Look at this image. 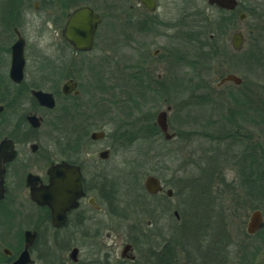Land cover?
Instances as JSON below:
<instances>
[{"label": "rangeland", "instance_id": "1", "mask_svg": "<svg viewBox=\"0 0 264 264\" xmlns=\"http://www.w3.org/2000/svg\"><path fill=\"white\" fill-rule=\"evenodd\" d=\"M59 2L0 0V18H12L11 10L16 15L19 6L24 7L26 71L31 84H43L48 74L55 76L60 85L73 74L89 89L88 96L83 97L90 116L88 133L102 129L106 135L85 146L109 149L108 159L99 163L109 176L119 174L115 184L129 208V218L122 222L121 232L127 236L128 223L141 224L135 241L139 255L136 264H154L152 249L160 252L169 243L170 264H202V255L206 264H212L210 255H204L206 249L216 250L218 259H225L226 264H236L241 251H249L251 246L258 250L254 262L264 264V228L255 236L245 234L247 216L257 202L252 207L247 203L252 197L244 193L250 184L241 179V160L250 161L247 148L257 143L260 152L256 150V155L264 153V15L247 10L244 20L238 19L237 28L246 41L237 56L231 54L230 31L216 40L222 54L209 52L202 44L186 42L180 26L183 0H157L154 11H148L137 0H71L61 8L56 7ZM193 3L201 5L200 0ZM71 4L91 5L102 21L92 49L76 56L63 55L60 67L54 53L69 50L58 35L66 13L75 7ZM246 52L253 56L246 58ZM71 56L76 61L72 71L68 67ZM229 72L240 76L242 83L218 85L219 78ZM165 85L168 91L162 90ZM49 87L47 83L45 88ZM135 88L145 89L138 92L143 97L139 103L135 98L130 101ZM161 110L167 111L168 132L174 133L169 139L156 122ZM232 122L239 127L230 129ZM207 168L213 172L211 181ZM149 173L172 188V197H150L145 192L143 179ZM258 182L261 189L264 172ZM263 190L258 196L260 203L264 201ZM138 196L141 198H135ZM137 200L151 210L140 209L134 203ZM228 200L241 203L237 213H226L233 210ZM260 205L264 208V204ZM193 206L197 210L192 212ZM175 209L179 219L173 214ZM241 209L246 213L242 214ZM111 219L115 222V218ZM147 220L151 222L149 226ZM65 240L69 243V238ZM65 246L55 248L51 243L43 255L53 263L64 257L68 261L69 247Z\"/></svg>", "mask_w": 264, "mask_h": 264}, {"label": "flooded vegetation", "instance_id": "2", "mask_svg": "<svg viewBox=\"0 0 264 264\" xmlns=\"http://www.w3.org/2000/svg\"><path fill=\"white\" fill-rule=\"evenodd\" d=\"M183 1L185 5L180 23L183 38L189 44H202L203 49L208 48L209 52L215 54L224 52L221 51L217 38L223 32L230 31L231 54L238 56L241 49L235 50L231 46L233 32H241L242 46L246 41L242 30L237 28L238 19L244 20L248 11L264 15V0H234L232 7L210 0H200L201 5L193 3L194 0ZM70 2L71 0H60L55 4L61 8ZM137 2L148 11H154L157 7V0L153 10H149L140 0ZM36 3L34 2V8H37ZM85 5L97 12L88 4H71L75 7L66 13L58 38L69 50L54 53L58 66L62 56L67 53L68 56H76L79 52H87L74 49L63 36L68 14ZM20 6L16 15L11 10L12 14L9 16L12 18H0V264H136L139 255L135 241L141 233V224L128 223L127 236L121 232L122 222L129 218V208L121 199L124 197L118 194L119 186L115 184L119 180V174L109 176L99 163L108 159L109 149L95 150L85 146L106 135L102 129L88 133L90 116L83 97L88 96L89 89L73 74L66 76L60 85L55 76L48 74L43 78V84L40 81L31 84L26 71L27 21L23 15L24 7ZM99 16L102 21L100 14ZM18 39L23 41V64L20 71L12 61V47ZM199 49L202 52L200 47ZM73 56L70 57L68 65L71 71L76 68ZM244 56L251 58L253 54L246 52ZM227 74L235 73L222 75L218 85L226 82L236 85L242 83V79L240 83L232 80L221 81ZM68 80H72L75 85L70 83L71 89L64 91ZM47 83L50 84L49 90L45 88ZM35 90L51 93L54 105L50 107L41 103L33 94ZM78 116L81 118L77 119ZM96 131H103V136L93 139L91 134ZM104 151L106 154H101ZM147 175L159 180V190H146L144 179ZM145 177L143 188L150 197L159 194L172 197V188L164 185L159 176L149 173ZM52 178L56 182L54 185L51 184ZM34 198H41L44 203H39ZM50 200L55 201L54 211L48 203ZM225 200L222 199V202ZM229 202L233 210L226 213H237L240 207L238 202ZM134 203L139 204L140 209L151 210L147 205L142 206L141 200ZM254 209L261 211L262 225L252 234L245 231L247 236H255L264 228L263 206L256 205L249 214ZM173 214L175 218H180L178 209L173 210ZM111 217L115 218V222ZM146 222V226L151 224L149 220ZM50 234L54 235L53 238H49ZM261 241L264 244V237ZM51 243L55 244V248L66 244L70 259L67 261L64 257L57 263L46 259L43 253L46 247H51ZM151 247L153 248L152 245ZM153 250L154 248L151 255L157 251ZM206 250L208 251L204 255L211 254V249ZM211 259L212 264H219ZM216 260H219L218 257Z\"/></svg>", "mask_w": 264, "mask_h": 264}, {"label": "water", "instance_id": "3", "mask_svg": "<svg viewBox=\"0 0 264 264\" xmlns=\"http://www.w3.org/2000/svg\"><path fill=\"white\" fill-rule=\"evenodd\" d=\"M149 10H153L155 6V0H140ZM216 1L217 4L227 5L232 7L235 3L234 0H210V2ZM228 1V2H227ZM228 4H227V3ZM101 22V18L97 12H95L89 6H80L72 10L67 17V20L64 25L63 36L64 38L73 46L74 49L78 51H90L93 47L95 33L99 23ZM242 34L240 31L233 32L231 36V46L235 50H239L242 47ZM22 39H18L13 47H12V61L15 67H18L19 71L21 70L23 59H22ZM224 80H232L235 83H240L241 78L235 74H227L225 77L221 79ZM75 85L72 83V80H68L65 83L64 91H69L71 88L69 84ZM33 94L37 97V99L50 107L54 105L52 94L49 92H44L41 90L33 91ZM166 109H170V106H167ZM167 111L161 110L158 112L156 116V122L160 128V130L164 133V137L166 139L171 138L172 133L168 132L167 125ZM104 134L103 131H96L91 134V137L100 138ZM101 154L105 155L106 151ZM55 179H51V184L54 185ZM56 183V182H55ZM79 184V182H78ZM144 186L147 191L155 192L161 188L159 185V180L152 176L147 175L144 179ZM170 190L168 191V193ZM39 203H44L41 198H34ZM52 209L55 204L54 200H50ZM54 211V209H53ZM262 225L261 211L259 209H254L250 212L248 216V220L245 226V231L249 234L254 233L259 227ZM72 255V253H71Z\"/></svg>", "mask_w": 264, "mask_h": 264}, {"label": "trees", "instance_id": "4", "mask_svg": "<svg viewBox=\"0 0 264 264\" xmlns=\"http://www.w3.org/2000/svg\"><path fill=\"white\" fill-rule=\"evenodd\" d=\"M7 17H9V16H7ZM142 89L145 90L144 88H142ZM134 90H136V92H135V94L132 92L133 95H132V99H130V101L131 102H134V98H135V100L139 103L140 102L139 99H142L143 97L141 95H139L138 92L141 93V92H143V90H141V89L139 90L138 88H135ZM162 90H167L168 91V86L165 85V89L163 88ZM184 90L185 89H181V92H183ZM256 107L257 106H255L254 108H256ZM236 123L237 122L230 123V125H229L230 126V129L233 126H238V124H236ZM238 127H237V129H238ZM256 145H257V143H252V145L247 148V149H250L248 151V154H247L248 155L247 157L250 159V161H248V163H245V162H243V160H241V163L243 165V166L241 165V172H242V170L244 171L243 172L244 175L243 176L241 175L242 176L241 179L243 180V178H244L243 181H245V183L250 184L249 185L250 186L249 190H247L246 193H244V194H246V197L247 198H249V196L252 197V199L249 198V200L247 202V203H249V205H251V207L256 202H257L256 205L264 204V201H262L260 203L261 200L258 199L259 192H260V190H262L264 188V185H263V187L261 189L257 185L259 183L258 181L262 180V177H263L264 170L262 169V167L264 168V153L261 154V155H259V154L256 155L257 154L256 153V150H257L258 153L260 152V150L257 149V146ZM207 169L210 172V175L207 178H208V180H210L211 177H212L211 175H213V172H211L209 168H207ZM207 169L204 170V173H207L206 172ZM261 170H262V172H260ZM226 184L227 183L224 184L226 187H230L231 186L230 184L229 185L228 184L226 185ZM248 192H249L250 195L248 194ZM261 197L264 198L263 192H261ZM258 200H259V202H258ZM238 204L241 207V203L238 202ZM196 208H197V206H195V207L193 206V208H192L191 211L193 212V210L196 209ZM242 212L245 213L246 211L243 210V209H241V213ZM169 244H164L162 251L156 252L155 254H152L153 256L151 255L152 256L151 259L153 258L152 261H153L154 264H170V262H171L172 248H171V245L169 246ZM257 251L258 250L257 249H254L252 246L249 248V251L248 250H245L244 251V249H243L241 251L240 257H238L237 260H236V264H256L254 262V259L256 258V254L258 253ZM210 253L213 254V257L211 256V254H209L210 257L213 258L214 260H216V258H217V251L216 250H212ZM227 254H228V252H226L225 257L227 256ZM216 261L219 264H226L225 263V259L224 260H216ZM205 262H206V260H205L204 256L202 255L201 256V263L202 264H206Z\"/></svg>", "mask_w": 264, "mask_h": 264}]
</instances>
